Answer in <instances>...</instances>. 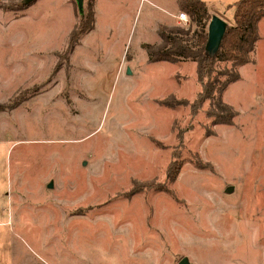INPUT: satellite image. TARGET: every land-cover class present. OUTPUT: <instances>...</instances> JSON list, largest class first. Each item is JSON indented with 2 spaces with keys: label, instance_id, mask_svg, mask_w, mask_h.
<instances>
[{
  "label": "rangeland",
  "instance_id": "1",
  "mask_svg": "<svg viewBox=\"0 0 264 264\" xmlns=\"http://www.w3.org/2000/svg\"><path fill=\"white\" fill-rule=\"evenodd\" d=\"M22 1L0 0V264H264V20L211 128L194 64L147 62L175 0H93L71 51L75 0ZM202 1L231 23L238 0Z\"/></svg>",
  "mask_w": 264,
  "mask_h": 264
},
{
  "label": "trees",
  "instance_id": "2",
  "mask_svg": "<svg viewBox=\"0 0 264 264\" xmlns=\"http://www.w3.org/2000/svg\"><path fill=\"white\" fill-rule=\"evenodd\" d=\"M31 4L20 3V9H27ZM177 7L179 13L186 15L188 24L185 27L178 24L170 27L158 26L160 42L145 47L147 62L193 63L199 90L195 100L189 105L190 113L195 115L198 109L205 105V116L211 128L230 127L236 113L224 103L222 95L231 83L239 80L238 69L254 62L253 54L259 41L258 23L264 20V0H238L233 4L232 21L226 25L219 50L212 58L207 57L204 51L207 25L211 19L205 4L201 0H178ZM7 10L13 11L9 7ZM93 29L94 11L91 0L69 36L68 50L75 48L78 40ZM174 102L175 99L171 98L170 102L163 104L173 109ZM210 135L211 131H208L206 136ZM180 167L177 162H172L167 167L166 178L170 183L175 181Z\"/></svg>",
  "mask_w": 264,
  "mask_h": 264
},
{
  "label": "water",
  "instance_id": "3",
  "mask_svg": "<svg viewBox=\"0 0 264 264\" xmlns=\"http://www.w3.org/2000/svg\"><path fill=\"white\" fill-rule=\"evenodd\" d=\"M35 0H23L21 4L29 5ZM76 7L80 15L83 14V0H75ZM226 23L216 16H212L207 25V41L205 44V54L212 58L218 52L221 41L223 39ZM51 187V185H49ZM231 189H226V193H230ZM178 264H188L186 260H180Z\"/></svg>",
  "mask_w": 264,
  "mask_h": 264
},
{
  "label": "crops",
  "instance_id": "4",
  "mask_svg": "<svg viewBox=\"0 0 264 264\" xmlns=\"http://www.w3.org/2000/svg\"><path fill=\"white\" fill-rule=\"evenodd\" d=\"M177 1H178V0H175V9H174L173 11H171V12L168 14V16H169V18H170L171 21L169 20V21H167L166 23L158 24V25L155 27V30H156V31H157L158 26H166V27H170V26L175 25V22H176V16L179 14V13H176V11L178 12ZM201 1H202V0H201ZM202 2L205 4L204 1H202ZM205 6H206V4H205ZM210 14H211V13H210ZM211 16H213V15L211 14ZM174 21H175V22H174ZM261 22H262V21H260V22L258 23V34H259V28H260ZM259 35H260V34H259ZM259 40H260V36H259ZM257 43H258V42H257ZM256 45H257V44H256ZM255 49H256V47H255ZM254 52H255V51H254ZM178 64L186 65L187 62L176 63V65H178ZM252 64H255V60H254V62H253ZM183 65H182V66H183Z\"/></svg>",
  "mask_w": 264,
  "mask_h": 264
},
{
  "label": "built area",
  "instance_id": "5",
  "mask_svg": "<svg viewBox=\"0 0 264 264\" xmlns=\"http://www.w3.org/2000/svg\"><path fill=\"white\" fill-rule=\"evenodd\" d=\"M176 20L178 21V23H177L178 25L186 26L188 24V19H187L186 15L183 13H179L176 16Z\"/></svg>",
  "mask_w": 264,
  "mask_h": 264
}]
</instances>
